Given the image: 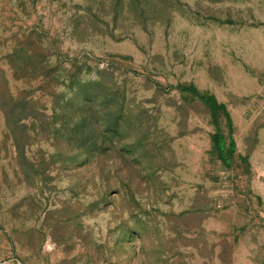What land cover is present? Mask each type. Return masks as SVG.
Masks as SVG:
<instances>
[{"label":"rangeland","instance_id":"rangeland-1","mask_svg":"<svg viewBox=\"0 0 264 264\" xmlns=\"http://www.w3.org/2000/svg\"><path fill=\"white\" fill-rule=\"evenodd\" d=\"M0 264H264V0H0Z\"/></svg>","mask_w":264,"mask_h":264},{"label":"trees","instance_id":"trees-1","mask_svg":"<svg viewBox=\"0 0 264 264\" xmlns=\"http://www.w3.org/2000/svg\"><path fill=\"white\" fill-rule=\"evenodd\" d=\"M203 99V98H202ZM204 102L208 103L209 105L214 106V102L211 99H203Z\"/></svg>","mask_w":264,"mask_h":264}]
</instances>
